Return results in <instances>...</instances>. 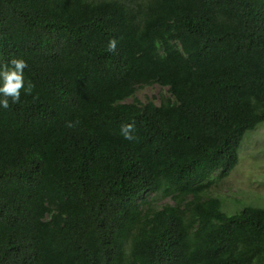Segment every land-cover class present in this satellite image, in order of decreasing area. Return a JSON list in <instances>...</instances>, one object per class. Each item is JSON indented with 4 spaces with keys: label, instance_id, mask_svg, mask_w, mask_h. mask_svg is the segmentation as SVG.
I'll return each mask as SVG.
<instances>
[{
    "label": "trees",
    "instance_id": "obj_1",
    "mask_svg": "<svg viewBox=\"0 0 264 264\" xmlns=\"http://www.w3.org/2000/svg\"><path fill=\"white\" fill-rule=\"evenodd\" d=\"M13 58L33 89L0 106V264H264V208L208 191L264 122V0H0Z\"/></svg>",
    "mask_w": 264,
    "mask_h": 264
},
{
    "label": "rangeland",
    "instance_id": "obj_2",
    "mask_svg": "<svg viewBox=\"0 0 264 264\" xmlns=\"http://www.w3.org/2000/svg\"><path fill=\"white\" fill-rule=\"evenodd\" d=\"M136 95L141 101L149 98L158 104L160 96H167V93L165 88L155 85L139 90ZM208 191L211 195L223 196L219 197L221 202L228 200L226 208L222 205L223 212L234 214L245 206L264 208V122L245 134L238 151L237 165L224 181L216 183ZM148 200L154 207L172 204L169 198L155 194ZM233 200L235 202L232 203Z\"/></svg>",
    "mask_w": 264,
    "mask_h": 264
},
{
    "label": "clouds",
    "instance_id": "obj_3",
    "mask_svg": "<svg viewBox=\"0 0 264 264\" xmlns=\"http://www.w3.org/2000/svg\"><path fill=\"white\" fill-rule=\"evenodd\" d=\"M117 47V40L112 38L108 42L107 51L114 53ZM28 67L26 61L23 59L13 58L7 63L0 65V106L8 109L11 104L20 102L21 91L25 94L31 95L33 85L28 82L25 87V80L23 76L24 70ZM67 127H74L72 122L67 124ZM135 131V122L122 124L120 128L121 135L127 140H133L136 137L133 135Z\"/></svg>",
    "mask_w": 264,
    "mask_h": 264
}]
</instances>
